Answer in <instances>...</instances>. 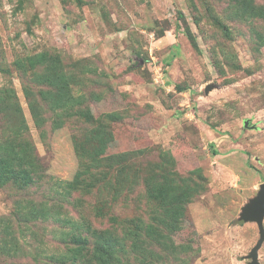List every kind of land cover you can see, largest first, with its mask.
<instances>
[{"label": "rangeland", "instance_id": "374dc122", "mask_svg": "<svg viewBox=\"0 0 264 264\" xmlns=\"http://www.w3.org/2000/svg\"><path fill=\"white\" fill-rule=\"evenodd\" d=\"M49 76L90 118L49 122L43 139L26 90L47 108L40 93H58ZM13 95L42 162L34 184H0V264H55L65 250L58 223L23 216L30 205L62 216V184L81 169L76 138L88 153L84 182L96 187L64 204L75 221L120 238L138 225L144 264H250L259 230L240 217L264 184V0H0V103ZM9 123L0 116L2 141ZM153 176L169 183L177 221L149 197ZM12 241L16 256L3 251ZM125 243L123 264L144 262Z\"/></svg>", "mask_w": 264, "mask_h": 264}, {"label": "trees", "instance_id": "16d2710c", "mask_svg": "<svg viewBox=\"0 0 264 264\" xmlns=\"http://www.w3.org/2000/svg\"><path fill=\"white\" fill-rule=\"evenodd\" d=\"M45 80L50 85H54V83L58 85V93L51 95V97L49 94L40 93V100L46 105L48 104L47 108L43 109L41 104L36 100L35 95L31 91L26 90L32 118L43 139L47 138V124L49 122L51 123L52 130H58L64 127L63 118H90V111L88 109H81V106L84 104L83 98L72 100L70 91L65 92L67 87L62 82L63 78L61 76L56 78L49 76ZM2 115L10 122L11 131L10 134L3 133V141L0 139V184L14 183L28 187L35 183V176H38L42 160L36 154L35 146L30 141L26 119L16 96L12 97V103L10 104L0 103V116ZM49 115L50 117H48ZM104 141L93 142L92 146H100ZM74 143L77 155L81 160V169L73 182L62 184V216L56 210V207L30 205L28 212H26L23 218L28 222L31 220L37 221L39 217H42L46 221L53 220L58 223L61 229L59 239L63 243L65 250L58 257L50 258L55 264H90V261L97 264H123L120 254L126 251V240L131 241V252L142 256L144 262H141V264H144L149 251L143 247V239L140 236V232L137 231L139 229L138 225L127 228L123 232L122 238H120L112 236L108 228L97 229L92 222H88L85 218L75 221L68 215L64 204H71L70 198L73 196L72 193L79 189L86 190L89 193L92 191V188L96 187L94 179L90 182H84L83 175L87 172L84 162L88 160V153L85 148L78 146L77 138L74 139ZM127 158L128 154L125 153L115 156L112 158V161L117 162L119 165L125 162ZM155 179L154 176L149 179L147 186L149 197L161 199L162 203L160 205L166 215L165 219L177 221L182 216H178L175 210H179V215H182L180 210L182 208H178L179 205H176L177 208L171 207L172 201L167 200L171 198L170 191L168 190L169 183H166L163 187H158ZM106 203V200L98 201V206L96 207L98 219L105 220L107 218L108 214L106 215L105 213ZM116 218L112 216L109 220L118 223V218ZM148 229L150 230V228ZM151 234H155L153 230H151ZM155 243L156 240L152 242V245ZM21 249V246L17 242L14 243L12 241V250H8L7 244H5L3 251L7 255L16 256L21 252Z\"/></svg>", "mask_w": 264, "mask_h": 264}, {"label": "water", "instance_id": "95a60500", "mask_svg": "<svg viewBox=\"0 0 264 264\" xmlns=\"http://www.w3.org/2000/svg\"><path fill=\"white\" fill-rule=\"evenodd\" d=\"M208 90L209 89L207 88V91ZM246 126H248V122L246 123ZM240 221L257 225L259 230V240L246 259L251 261L250 264H261L259 261V251L264 245V184L260 186L257 195L252 198L244 208H242Z\"/></svg>", "mask_w": 264, "mask_h": 264}]
</instances>
